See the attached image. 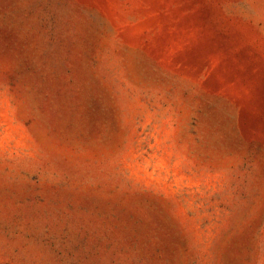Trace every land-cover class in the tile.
I'll list each match as a JSON object with an SVG mask.
<instances>
[{"label":"rangeland","instance_id":"374dc122","mask_svg":"<svg viewBox=\"0 0 264 264\" xmlns=\"http://www.w3.org/2000/svg\"><path fill=\"white\" fill-rule=\"evenodd\" d=\"M0 264H264V0H0Z\"/></svg>","mask_w":264,"mask_h":264}]
</instances>
